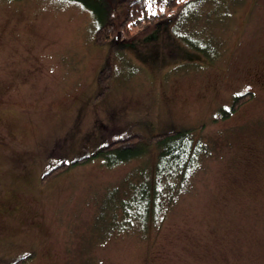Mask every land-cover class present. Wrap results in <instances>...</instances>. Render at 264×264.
Listing matches in <instances>:
<instances>
[{
    "label": "rangeland",
    "instance_id": "1",
    "mask_svg": "<svg viewBox=\"0 0 264 264\" xmlns=\"http://www.w3.org/2000/svg\"><path fill=\"white\" fill-rule=\"evenodd\" d=\"M99 25L75 1L0 0V264H264V0H199L102 45ZM186 129L205 146L190 178L123 225L152 150L92 156Z\"/></svg>",
    "mask_w": 264,
    "mask_h": 264
},
{
    "label": "trees",
    "instance_id": "2",
    "mask_svg": "<svg viewBox=\"0 0 264 264\" xmlns=\"http://www.w3.org/2000/svg\"><path fill=\"white\" fill-rule=\"evenodd\" d=\"M70 1L81 4L90 10L99 20L100 25L95 33V41L98 45H102L110 41L117 32H121L126 37H131V28L141 29L146 25L164 21L168 17H174L184 8L197 3L199 0H122V2L128 4V11L125 13L121 22H117L115 8L109 0ZM165 7L172 10V13L167 14L164 12ZM153 11L155 15L152 14ZM251 95V93H245L236 96L230 108L219 109V116L223 119L228 118L242 103L248 101ZM195 135L192 129L157 134L148 140L143 136L137 135L116 140L92 156H95V158H106L105 155L109 156L110 154H117L119 151L125 150L124 156L107 161L109 165H115L118 162L139 157L147 152V150H152L155 158L154 173L152 174L150 172L149 179H143L131 186L133 201L128 200L122 203L125 215V218H122L123 225L127 222L130 224V222L132 223L137 219V221H140L141 226L148 227V224L158 214V195L163 193L164 183L171 181L170 176L174 177L175 183H184L190 178L191 170H193L198 160L197 154H200L205 149L204 143ZM138 145L142 147L139 151L136 149ZM153 146H156V148ZM92 157H85L73 163H83ZM69 167L70 164L68 163L60 164L53 168L49 175L60 171L62 172V170L68 169ZM172 187L173 185L171 186V190H175ZM134 214L139 218H131ZM26 260L27 258L20 259L16 264H23Z\"/></svg>",
    "mask_w": 264,
    "mask_h": 264
},
{
    "label": "snow or ice",
    "instance_id": "3",
    "mask_svg": "<svg viewBox=\"0 0 264 264\" xmlns=\"http://www.w3.org/2000/svg\"><path fill=\"white\" fill-rule=\"evenodd\" d=\"M149 6H151V5H149ZM162 10V9H161ZM153 15H155V12L153 11V13H152Z\"/></svg>",
    "mask_w": 264,
    "mask_h": 264
}]
</instances>
